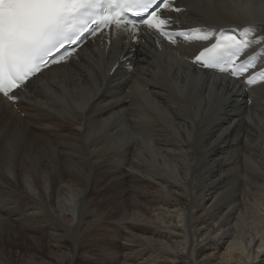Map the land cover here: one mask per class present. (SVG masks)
<instances>
[{"label": "bare ground", "instance_id": "1", "mask_svg": "<svg viewBox=\"0 0 264 264\" xmlns=\"http://www.w3.org/2000/svg\"><path fill=\"white\" fill-rule=\"evenodd\" d=\"M178 6L264 28L260 0ZM198 47L96 44L0 99V264H264V83L205 77Z\"/></svg>", "mask_w": 264, "mask_h": 264}, {"label": "snow or ice", "instance_id": "2", "mask_svg": "<svg viewBox=\"0 0 264 264\" xmlns=\"http://www.w3.org/2000/svg\"><path fill=\"white\" fill-rule=\"evenodd\" d=\"M179 0H0V97L16 103L20 93L43 82L45 69L79 58L89 40H105L134 53L138 46L162 41L202 43L192 64L216 79L245 86L264 83V28L255 25L215 29L179 28L171 13L186 9ZM264 6V0H260ZM254 4L237 3L245 11ZM121 60L127 59L124 54ZM132 70V65H128ZM219 74V75H217ZM2 131V130H0ZM19 133L6 147L15 152Z\"/></svg>", "mask_w": 264, "mask_h": 264}, {"label": "rangeland", "instance_id": "3", "mask_svg": "<svg viewBox=\"0 0 264 264\" xmlns=\"http://www.w3.org/2000/svg\"><path fill=\"white\" fill-rule=\"evenodd\" d=\"M8 218H9V221H10V220L14 219L15 216H14V214H13L12 216H8ZM8 218H7V219H8Z\"/></svg>", "mask_w": 264, "mask_h": 264}]
</instances>
